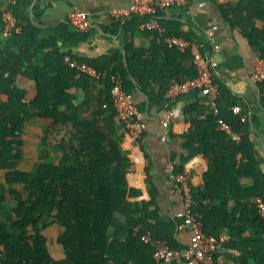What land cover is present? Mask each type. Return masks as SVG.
<instances>
[{"label":"crops","instance_id":"1","mask_svg":"<svg viewBox=\"0 0 264 264\" xmlns=\"http://www.w3.org/2000/svg\"><path fill=\"white\" fill-rule=\"evenodd\" d=\"M131 1L29 0L24 8L21 3L37 28L36 43L29 45L25 38L18 37L15 41L12 33L4 31L1 13L9 0H0V86H6L0 88V101L3 103L0 117L29 110L25 101L34 99L37 93L32 70L44 67L51 60L47 69L53 73L55 66H59V61L53 59L54 51H70L75 57L87 59L119 54L125 60L126 56H134V50L143 49L142 67L148 74L143 75L142 84L137 77L127 78L132 81L130 92L143 128L138 136L122 124L117 130L121 148L131 161L126 172L127 186L137 190L128 199L139 206L149 202V208L156 210L163 222L174 221V239L186 245L190 230L189 226L178 228L184 217V202L175 180L176 167L182 165L181 172L188 176L192 192L196 195L205 186L210 164L224 162L230 145L222 139L229 132L213 127L207 114L208 105L198 89L182 92L173 98L166 95L175 76L183 80L193 74L194 62L179 51L167 54L159 48L162 44L158 37L160 33L156 32L162 30L159 22V28L142 26L141 23L138 26L133 23L123 25L137 14L128 17L112 15V8L126 6ZM227 1L238 0H184L168 9L167 18L172 20L169 25L175 26L174 23L178 22L180 30L206 38L209 32L213 34L219 48H212L209 52L218 62L215 75L223 86V92H219L222 109L230 118L234 112L225 110L226 100L233 99L246 119V125L241 129L248 142L244 144L243 151L236 152L233 162L230 161L231 169L221 173V181L216 185V189L225 195L223 208L219 206L220 200L205 198L203 204L212 212L207 211L204 215L196 200L193 209L206 232L217 233L224 229L232 234V240L216 251L215 264H264V225L256 214L251 192L256 189L264 198V80H252L257 60L262 58V46L256 40V33L249 31L252 27L262 28L264 21L256 19L247 30L235 27L226 20L219 4ZM73 7L88 14L90 26L87 30L75 33L68 29V13ZM117 19L120 23L115 26ZM82 36L84 39L80 40ZM63 80L68 83L69 76L64 75ZM17 81L22 82L23 89L14 87ZM95 82L88 96L84 90L73 88L79 111H95L97 98L103 89L98 80ZM50 125L51 120L43 116L25 118L19 137L22 156L15 163V169L34 170L41 159V150L45 154L43 158L59 161L61 153L55 145V133L48 135L46 132ZM250 156L255 159L256 174L243 169ZM237 169L241 170V175L238 171L235 174ZM2 183H5V169H0ZM225 187L228 188L226 192ZM12 189L23 190L24 186L20 182L7 186L0 200V222L10 223L15 218L10 208ZM56 256L62 257L61 254ZM160 264L186 263L168 260Z\"/></svg>","mask_w":264,"mask_h":264},{"label":"trees","instance_id":"2","mask_svg":"<svg viewBox=\"0 0 264 264\" xmlns=\"http://www.w3.org/2000/svg\"><path fill=\"white\" fill-rule=\"evenodd\" d=\"M20 1L9 0L4 7L13 12L21 25L19 32H12L13 40L21 37L29 45H35L37 28L23 9L29 0ZM219 4L226 20L241 30L252 27L256 19L264 21V0H238ZM170 7H157L154 13L135 15L123 25L133 23L138 26L156 15L162 27L161 31L154 30L160 33L158 37L162 44L159 48L167 54L179 51L192 60L189 49L180 51L170 47L164 38L178 35L200 41L203 52L209 49L207 38L180 30L178 22L174 23L175 26L169 25L172 21L167 18ZM119 23L117 19L115 26ZM70 27L68 29L71 32L82 31L71 23ZM249 31L256 33L264 59V26L260 29L252 27ZM55 37L52 36L53 44L56 43ZM82 39L84 36L80 37ZM142 51L134 50V56H126L125 60L119 54L87 59L75 57L70 51H54L53 59L59 61V66H55L52 75L47 69L51 60L42 68L33 66L37 93L34 99L25 101L29 110L15 111L11 116L0 117V169H5V183L0 184V200L9 184L20 182L24 186L23 190L12 189L10 192V208L15 218L10 223L0 222V264H150L154 255L152 240L164 239L173 247L183 246L174 239V221L163 222L157 211L149 208V202L139 206L137 202L128 199L137 190L128 189L127 186L126 172L131 167V161L123 152L117 134L121 123L110 92V75L119 73L127 91H131L133 86L132 81L127 79L129 76L131 79L139 78L142 84L143 75L148 74L142 67ZM65 55L84 61L101 72L98 81L103 89L97 98L95 111L77 109L73 88L84 90L88 96L96 80L66 64ZM195 74L194 64V72L188 76ZM64 75L69 76L68 83L63 80ZM214 79L218 82L216 75ZM179 80L175 76L170 84ZM21 83L17 81L14 87L21 89ZM218 84L219 92H223V86ZM1 87L6 88L4 85ZM149 96L152 100V96ZM219 102L217 114L208 107L207 114L213 127H220L218 117H222L239 134L240 139L235 140L230 133L223 137L222 141L230 145L225 152L224 162L212 166L210 164V170L205 175V186L196 195L193 193L204 215L207 211L212 212L203 204L205 198L220 200L219 206L223 208L225 195L216 189L217 182L221 181L222 172L231 169L230 161L233 162L236 152L243 151L244 144L248 142L246 133L241 129L246 125V119L240 111L232 110L235 101L226 100L225 110L235 113L230 118L225 115L220 99ZM2 105L0 101V109ZM37 115L51 120L46 132L48 135L55 133V145L61 157L58 162H51L43 158L45 154L41 150V159L34 170L15 169V163L22 156L19 137L24 120ZM255 168V159L250 156V161L243 169L252 170L256 174ZM182 169V165L176 167L177 172ZM237 171L241 175V170H235L236 175ZM226 190L228 188L225 187L224 192ZM251 192L254 197L260 196L256 189ZM192 212L197 216L193 207ZM147 232L150 233L149 241L142 237ZM58 254L62 257H57Z\"/></svg>","mask_w":264,"mask_h":264},{"label":"built area","instance_id":"3","mask_svg":"<svg viewBox=\"0 0 264 264\" xmlns=\"http://www.w3.org/2000/svg\"><path fill=\"white\" fill-rule=\"evenodd\" d=\"M182 2L184 0H132L126 6L112 8L111 13L112 15L122 17H128L133 14L154 13L157 7L172 6ZM1 18L5 32L12 33L21 30V25L18 23L17 17L10 9H4L1 13ZM68 20L73 26L81 30H87L90 26L88 14L78 7H73L69 11ZM141 25L159 28L157 16L154 15L151 19L143 21ZM164 41L168 46L175 47L180 51L189 49L192 61L196 67L195 75L170 84L167 90V96L173 98L182 92L198 88L208 107L212 109L214 114H217L220 103L219 84L214 79V75L216 74L215 70L218 62L213 58L209 50L219 48V44L216 43L213 34L211 32L208 33L207 41L209 49L206 48L205 52L202 51L203 44L200 41L177 35L166 36ZM64 61L69 66L91 75L95 80H98L101 76V72L94 66L71 58L69 55L64 56ZM252 80H264L263 58L257 60V67L252 74ZM110 84V92L113 97L116 112L120 118V123L130 128L133 135L138 136L143 126L137 118V108L134 104L132 93L124 89L123 80L119 73H112L110 75ZM232 110L238 112L239 106L237 104L233 105ZM218 123L220 128L232 134L235 140H239V134L233 131L231 125L222 117H218ZM163 124L166 125V121ZM175 180L180 186L184 202V217L183 221L178 224V228L185 229L189 226V242L181 247H173L164 239L152 240L154 255L151 264H160L161 261L168 260H183L186 264H215L216 251L232 240V234L224 229L217 233L204 231L201 221L192 212L194 197L188 176L184 172H178L175 174ZM254 208L257 216L264 225V199L262 197H254ZM137 228L138 226L135 227V229ZM142 237L145 241L150 240L148 232L143 234Z\"/></svg>","mask_w":264,"mask_h":264}]
</instances>
